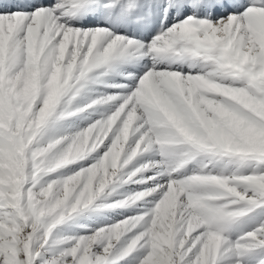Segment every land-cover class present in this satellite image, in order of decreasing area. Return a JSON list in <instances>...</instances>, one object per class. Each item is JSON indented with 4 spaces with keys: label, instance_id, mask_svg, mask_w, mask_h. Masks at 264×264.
Returning <instances> with one entry per match:
<instances>
[{
    "label": "snow or ice",
    "instance_id": "6c2138e0",
    "mask_svg": "<svg viewBox=\"0 0 264 264\" xmlns=\"http://www.w3.org/2000/svg\"><path fill=\"white\" fill-rule=\"evenodd\" d=\"M0 264H264V0H0Z\"/></svg>",
    "mask_w": 264,
    "mask_h": 264
}]
</instances>
